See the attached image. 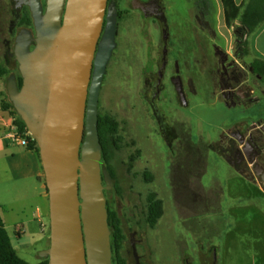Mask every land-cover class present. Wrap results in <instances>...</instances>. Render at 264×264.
<instances>
[{
  "label": "rangeland",
  "instance_id": "obj_1",
  "mask_svg": "<svg viewBox=\"0 0 264 264\" xmlns=\"http://www.w3.org/2000/svg\"><path fill=\"white\" fill-rule=\"evenodd\" d=\"M162 2L169 25L171 63L156 105L163 121L177 134L172 147L176 153L162 138L150 107L151 82L163 46L161 25L121 0L117 49L99 93V112L119 123L117 147L109 157L118 200L115 203L110 196V205L120 214L124 229L135 228L144 237L148 247L140 251L145 253L146 264H183V253L190 249L195 262L204 250L212 254L214 264H264V192L246 183L215 150L220 136L230 128H245L264 117V93L260 91L264 80L252 72L247 75L259 88L258 102L227 104L218 93L219 64L212 46H222L235 55L239 19L232 26L225 23L221 0ZM204 7L217 36L203 29L196 18ZM10 9L9 0H0V64L6 63V46L14 41L9 31ZM256 31L249 35V51ZM254 58L250 51L239 61L247 67ZM174 59L187 104L169 78ZM8 67L10 74L17 72L13 63ZM0 89L4 96L7 77L0 79ZM150 192L164 202L163 215L154 226L146 223V213L141 211ZM9 232L22 258L30 263L42 259L40 252L49 245V230L45 239L38 240H20Z\"/></svg>",
  "mask_w": 264,
  "mask_h": 264
},
{
  "label": "water",
  "instance_id": "obj_2",
  "mask_svg": "<svg viewBox=\"0 0 264 264\" xmlns=\"http://www.w3.org/2000/svg\"><path fill=\"white\" fill-rule=\"evenodd\" d=\"M133 1L145 10L143 1ZM107 2L47 0L43 11L40 1L31 0L35 37L29 30L16 36L22 84L10 74L7 92L39 147L50 218V246L40 255L48 264H113L105 195L111 179L101 166L98 134L99 92L117 33L116 13L107 14L104 26ZM157 17L164 46L161 78L169 25L163 10ZM173 84L185 101L180 76Z\"/></svg>",
  "mask_w": 264,
  "mask_h": 264
},
{
  "label": "flooded vegetation",
  "instance_id": "obj_3",
  "mask_svg": "<svg viewBox=\"0 0 264 264\" xmlns=\"http://www.w3.org/2000/svg\"><path fill=\"white\" fill-rule=\"evenodd\" d=\"M31 0H9L11 9L10 14L11 18L9 20V31L14 34L13 44L10 43L6 46L4 53V60L7 63H13L14 66L18 69V61L16 55L14 53L15 44H16V36L23 30H29L32 34V37H35V27L34 20L31 12L30 5L28 2ZM40 1L43 11L46 10L47 0H38ZM128 4L133 9H138L143 16L148 17L150 19L158 20V13L160 11H164L165 8L162 0H141L144 2V8L133 7V0H127ZM126 2V1H125ZM123 3V6L126 7ZM119 6H121V0H108L107 8L104 19V26L106 24V16L109 12L116 13L117 18V28H118V20L120 17ZM196 18L200 24V26L207 30L209 34L212 36H217L218 33L213 26V21L210 18L205 17V7L202 8L198 14H196ZM160 24V22H159ZM118 32V31H117ZM117 40V33H116ZM36 42L33 39L30 43V48L32 49L35 46ZM164 46L159 48V61H157V71L154 74V80L151 82V98H150V107L154 114V117L158 119V124L160 128V133L162 138L167 142L171 152L174 154L176 151L172 150L173 140L178 139L177 134L174 128L168 126L164 120L163 114L159 111L156 105V99L158 96L160 97L165 85L164 80L167 78L168 67L171 63L170 61V46H166L167 48V66L164 70L163 76L161 78L157 77V72L159 66L162 62V49ZM213 50L215 55L217 56V61L219 67L216 69L217 72V82H218V93L222 96V98L227 102V104H235V103H254L260 100V97L257 95L258 87L252 85L247 78V75L253 70L250 69V66H243L239 61L241 58L237 57L236 52L235 55L230 54L226 49L222 46H218L213 44ZM117 49L116 46L113 48L112 54L108 60L106 65L105 73L106 74L107 67L109 63L112 61L115 51ZM175 63V69L169 76L170 80L173 82V79L178 78L180 76L178 61L177 59L173 60ZM178 68V71L176 70ZM20 73V72H19ZM254 74V73H253ZM255 75V74H254ZM256 76V75H255ZM260 78L259 76H257ZM181 78V77H180ZM182 80V79H181ZM103 81V79H102ZM102 84V83H101ZM174 85V84H173ZM183 85V82H182ZM101 88V87H100ZM184 89V88H183ZM264 93V90H260ZM100 93V92H99ZM185 93V92H184ZM179 96V94H178ZM180 97V96H179ZM181 99V98H180ZM184 104H187L186 95ZM99 110V105H98ZM240 140H244L243 143H240ZM215 150L220 153L224 158H226L230 164H232L240 173H242L246 178L256 182L259 186L264 190V117L255 121L251 126L242 127V126H234L228 130V132L223 133L215 146ZM173 154V155H174ZM101 166L103 169H106L105 164L103 163V159L101 158ZM109 173V171L107 170ZM111 179V186L108 189H105V195L108 203H110V196L114 197L115 203H117V195L116 189L113 186V182L116 177L112 176L109 173ZM103 184L107 185L106 179L103 176ZM111 194V195H110ZM148 202L144 205V210L148 213ZM116 211V210H115ZM117 212V211H116ZM120 216V214L117 212ZM121 218V216H120ZM145 218V219H146ZM121 223L124 229L123 220L121 218ZM147 223V221H146ZM148 224V223H147ZM126 235L127 244H125L124 250L126 249L127 255H123L127 260V264H137L139 261L140 264H146L144 261V256L147 244L144 242V237L138 236V230L130 227L124 229ZM125 241V243H126ZM143 250V251H140ZM184 256L182 258L183 264H214L212 254L205 252L204 250L199 251L198 260L195 262L191 259L193 255V251L190 249L189 251H184Z\"/></svg>",
  "mask_w": 264,
  "mask_h": 264
},
{
  "label": "crops",
  "instance_id": "obj_4",
  "mask_svg": "<svg viewBox=\"0 0 264 264\" xmlns=\"http://www.w3.org/2000/svg\"><path fill=\"white\" fill-rule=\"evenodd\" d=\"M247 1L234 0L241 6ZM250 51L255 58L264 59V23L258 27L254 46ZM2 98L0 89V219L10 238L9 231L12 230L14 236L20 240L45 239L47 231H50V218L42 162L34 149L14 143L8 138L9 124L14 116L10 110L2 108ZM234 169L240 173L235 167ZM240 174L246 183L255 184L264 192L256 182ZM13 246L16 250L20 249L14 244ZM45 246H50V238L49 245Z\"/></svg>",
  "mask_w": 264,
  "mask_h": 264
},
{
  "label": "trees",
  "instance_id": "obj_5",
  "mask_svg": "<svg viewBox=\"0 0 264 264\" xmlns=\"http://www.w3.org/2000/svg\"><path fill=\"white\" fill-rule=\"evenodd\" d=\"M224 9V20L228 26H232L236 19H239V26L236 31V55L242 58L250 54L249 35L255 32L258 27L264 23V0H248L244 5H237L234 0H221ZM9 63L0 64V79L10 76ZM253 73L264 80V59L254 58L251 62ZM17 85L20 88L22 84L21 74L15 73ZM1 106L5 110H10L14 116L15 123L21 132H27L28 128L20 115L17 113L9 94L6 91L2 98ZM119 123L111 115L100 113L98 115V134L102 148V159L107 170L112 176H115L110 165L109 157L114 147H117V137ZM27 147L34 149L39 159V147L37 141L30 136ZM148 176L149 174L146 173ZM150 177V175H149ZM151 178V177H150ZM47 189V188H46ZM48 191V190H47ZM107 201L108 224L110 229V241L112 249L113 264H127L123 255L126 235L123 229L121 218ZM148 213L146 221L148 225L154 226L162 217L164 212V202L155 192L147 195ZM0 264H48V257H42L38 263H30L22 258L12 244L11 238L3 222L0 219Z\"/></svg>",
  "mask_w": 264,
  "mask_h": 264
},
{
  "label": "built area",
  "instance_id": "obj_6",
  "mask_svg": "<svg viewBox=\"0 0 264 264\" xmlns=\"http://www.w3.org/2000/svg\"><path fill=\"white\" fill-rule=\"evenodd\" d=\"M14 119L13 117L12 122L9 124L7 136L12 142L27 146L29 137L32 135L29 130L27 132H21Z\"/></svg>",
  "mask_w": 264,
  "mask_h": 264
}]
</instances>
